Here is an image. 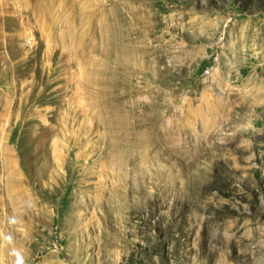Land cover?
<instances>
[{
    "label": "rangeland",
    "instance_id": "374dc122",
    "mask_svg": "<svg viewBox=\"0 0 264 264\" xmlns=\"http://www.w3.org/2000/svg\"><path fill=\"white\" fill-rule=\"evenodd\" d=\"M0 264H264V0H0Z\"/></svg>",
    "mask_w": 264,
    "mask_h": 264
}]
</instances>
